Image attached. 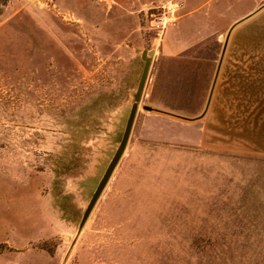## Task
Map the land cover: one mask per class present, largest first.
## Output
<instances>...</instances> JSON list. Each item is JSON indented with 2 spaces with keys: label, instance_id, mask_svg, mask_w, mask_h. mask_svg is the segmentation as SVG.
Instances as JSON below:
<instances>
[{
  "label": "rangeland",
  "instance_id": "1",
  "mask_svg": "<svg viewBox=\"0 0 264 264\" xmlns=\"http://www.w3.org/2000/svg\"><path fill=\"white\" fill-rule=\"evenodd\" d=\"M168 1L1 4L0 264H264V0Z\"/></svg>",
  "mask_w": 264,
  "mask_h": 264
},
{
  "label": "water",
  "instance_id": "2",
  "mask_svg": "<svg viewBox=\"0 0 264 264\" xmlns=\"http://www.w3.org/2000/svg\"><path fill=\"white\" fill-rule=\"evenodd\" d=\"M262 8H264V5L259 7L257 10H255L254 12L250 13L247 17L239 20L238 22H236V24H234L231 28L230 31L239 23L243 22L244 20L248 19L249 17H251L252 15H254L255 13H257L258 11H260ZM142 59L144 60V66H143V71L140 77V80L138 82L137 85V89L133 95V102L131 104V106L128 108L127 112H126V117L124 119V126L122 127V130L119 132V136H118V144L117 147L115 148L114 152L111 154L110 160L108 161L106 167L104 168V170L102 171L101 175H99L97 178H94L88 182H86V184L90 185L92 187L91 193H90V199L89 202L87 204V207L83 213L82 219H81V223H80V229L83 227L84 223L86 222L88 216L90 215L94 205L96 204L98 198L100 197L102 191L104 190L105 186L107 185L114 169L116 168L119 160L121 159L131 130H132V126L135 120V116L138 110V105L139 102L141 100L146 82H147V78H148V74L150 71V67H151V63H152V51H148V50H143L142 55H141ZM147 109L152 110L153 108L150 106H146Z\"/></svg>",
  "mask_w": 264,
  "mask_h": 264
},
{
  "label": "built area",
  "instance_id": "3",
  "mask_svg": "<svg viewBox=\"0 0 264 264\" xmlns=\"http://www.w3.org/2000/svg\"><path fill=\"white\" fill-rule=\"evenodd\" d=\"M185 0H170L163 5V14L159 18V23L164 24L165 19H171V16L181 10Z\"/></svg>",
  "mask_w": 264,
  "mask_h": 264
},
{
  "label": "trees",
  "instance_id": "4",
  "mask_svg": "<svg viewBox=\"0 0 264 264\" xmlns=\"http://www.w3.org/2000/svg\"><path fill=\"white\" fill-rule=\"evenodd\" d=\"M1 1H3V2L1 3ZM6 1L7 0H0V6H1V4H5Z\"/></svg>",
  "mask_w": 264,
  "mask_h": 264
},
{
  "label": "crops",
  "instance_id": "5",
  "mask_svg": "<svg viewBox=\"0 0 264 264\" xmlns=\"http://www.w3.org/2000/svg\"><path fill=\"white\" fill-rule=\"evenodd\" d=\"M0 256H2V255H0Z\"/></svg>",
  "mask_w": 264,
  "mask_h": 264
}]
</instances>
